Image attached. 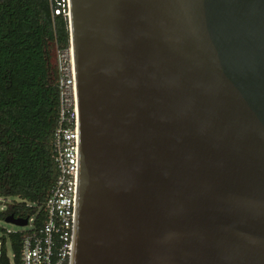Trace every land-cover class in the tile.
Returning <instances> with one entry per match:
<instances>
[{"label":"water","instance_id":"obj_1","mask_svg":"<svg viewBox=\"0 0 264 264\" xmlns=\"http://www.w3.org/2000/svg\"><path fill=\"white\" fill-rule=\"evenodd\" d=\"M68 24L70 264H264V0H69Z\"/></svg>","mask_w":264,"mask_h":264},{"label":"trees","instance_id":"obj_2","mask_svg":"<svg viewBox=\"0 0 264 264\" xmlns=\"http://www.w3.org/2000/svg\"><path fill=\"white\" fill-rule=\"evenodd\" d=\"M58 1L0 0V219H27L25 230H2L0 264H11L7 245L20 263L23 238L47 219L58 174L56 51L70 47L68 18L54 13Z\"/></svg>","mask_w":264,"mask_h":264},{"label":"built area","instance_id":"obj_3","mask_svg":"<svg viewBox=\"0 0 264 264\" xmlns=\"http://www.w3.org/2000/svg\"><path fill=\"white\" fill-rule=\"evenodd\" d=\"M54 13L69 16V0H59ZM58 120L53 133L58 174L45 202L47 219L25 235L19 264H70L76 222L79 112L70 47L56 51ZM3 202V201H2ZM0 206V210L3 209ZM32 218L28 220L31 222ZM13 263V262H12Z\"/></svg>","mask_w":264,"mask_h":264},{"label":"rangeland","instance_id":"obj_4","mask_svg":"<svg viewBox=\"0 0 264 264\" xmlns=\"http://www.w3.org/2000/svg\"><path fill=\"white\" fill-rule=\"evenodd\" d=\"M2 204H4V202H2V201L0 200V206H1ZM3 229L11 230V231H17V230H25V229H27V227H18V226H15V225H12V224L6 223V222H4V220H1V219H0V235L2 234V230H3ZM7 255H8V257H9V260H10L11 264H13V263H12V253H11V250H10V248H9L8 245H7Z\"/></svg>","mask_w":264,"mask_h":264}]
</instances>
